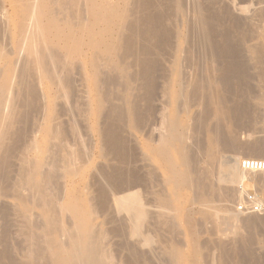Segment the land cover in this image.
Masks as SVG:
<instances>
[{
  "label": "bare ground",
  "instance_id": "1",
  "mask_svg": "<svg viewBox=\"0 0 264 264\" xmlns=\"http://www.w3.org/2000/svg\"><path fill=\"white\" fill-rule=\"evenodd\" d=\"M169 1L172 2V0H169ZM178 1H181V0H178ZM178 1H176V2L174 1L173 8L171 6V10L174 9L173 11H176V12H179L180 10H182L180 8L181 7L183 8V6L181 5V3H183V2L181 1V3L180 2L178 3ZM0 2H1V4H3L2 5L3 10L4 9L6 10V8L3 7V6H5V4H8L9 6L12 7V14H10L7 11L8 9L6 10V12L3 13V14H6L7 15V19H5L7 21V22L5 21L6 26L10 27L9 26V23H10V20L12 19V16L13 17L14 16H17V18H16L17 19V26H16V29L13 30V32L15 33V37L12 40L13 41V45H14V48L13 49L15 51V54L17 53L16 55L18 56L20 54V52H23V54L26 53V55H24L25 56L24 61L21 62L20 66L18 68V72H17V74H15L16 77H17V85H19V90H14V92L10 96H9L8 93H10L9 90L11 89V86L13 85V82H12L13 81V78L16 79V77L14 76V72H13V70H15L14 68H16L15 65H14V63L13 62L10 63L9 62L10 60L8 61V59H7V61L10 63V65L5 66V64H4L3 65L4 66L3 68L7 67V70L4 69V70H2L3 71L2 74L0 73L1 74L0 75V169H1V165L2 164H5L4 162L2 163V161L6 159L5 156H4V154H5L4 152H6V150H3L5 148V144L7 143L6 141L8 139H12V138L15 139V137H16V135H15V137H12L13 136V129H14L13 127H15L14 124L16 123V120H18L17 119V117H18L17 114H19L20 111L18 110L19 112L18 111L16 112L15 109H14L15 107L12 108V104L15 102V99H19V98H17V96H20V95L23 98L21 101L24 100L25 101V104L28 103V102L31 103V104L32 103H36L37 102V101H35L36 100L35 97H37V94L35 93V91H37V90H35L36 89L35 88L36 85H38V84L40 85V83H42L44 81H48L49 82V85L51 87L52 92H54L55 95H57V97L58 96L59 97L60 96H66L68 94V92L71 91V89H72V82H71V80H72V75L74 74V70H76L75 71L76 73L77 72L79 73V70L80 69L83 71V69L86 68V61H87V64L89 65L90 78L93 80V84L95 85L94 87L96 88V92H95L96 94L95 95H96V97L99 100V104L98 103L96 104V105H98L96 111L98 110L99 113L101 111V107L103 108V104L101 105L100 102H102L103 100L104 101H106V100L109 101L110 100V97L112 98V96H113V92H112L113 90L111 91L112 87L110 86V84L111 85H114L119 80V79L118 80L115 79L116 76L114 74H112V73L108 74L110 71L111 72L117 71L119 73V74H117V75H119V76H117V78H119V77L125 78V77L128 76V72H129L128 69L129 68L131 69V67H133V65H134L133 62H135V60H137L136 62L138 63V66H139L138 69H139V71H136V72H138V74L136 76H138L139 78H141V80H144L146 82V85L149 87V89H151V88L153 89V86H155V81L156 80H154V78H156L155 77V72L157 74V71L156 70H158V69H156L157 68L156 66H158V64L156 65V62L154 60H152V58L151 59L150 58H147L146 59V58H142L141 57L142 58L141 59L140 57H138L139 54L140 55H142L144 53H146L147 55L150 54L149 53L150 52L149 51L150 48L149 49L146 48L144 43H143L144 45H142L141 46L142 48H140V49H139L140 46L137 45V48L141 52H143L141 54L140 52L134 50V43H133L132 40L133 39H137L136 37H140V39H142V41H147L146 42L147 44H148V41L149 40L156 41L157 42L156 45L159 44V43L161 44V42H160L161 41V37H163L162 35H164V33L166 34V31H167V30H164V26H163L164 24H162V21H161V18L163 19L166 16V15H164L163 10L161 8H159L160 9L159 11H155L153 9L154 12H151L150 11V13H148V9H147V11H146L147 13H141V16L140 17H138L139 14H140L138 10H139V7L141 9V7H143V6H145V7L146 6H150L151 7L153 5V3L155 5V7L158 6V5H159L158 7H160L161 4L163 5V0L162 1L159 0V2H162V3H159L158 2L159 4L157 3V0H0ZM188 3H189V1H188ZM1 4H0V6H1ZM192 4H193V2H192ZM196 4H197V2H196ZM162 5H161V7L165 9V6L163 7ZM169 5H170V3H169ZM158 7H157V10H158ZM187 7H188V5H187ZM196 7H198V6L195 5V8ZM209 7H212V6H209ZM161 10H162V12H160ZM209 10H210V8H209ZM136 11L139 13L138 16H137L138 22H139V24H137V25H139L138 28H137V25H136L137 18L134 17L135 13H137ZM206 12H207L206 9L204 11H202V12H201V10L196 11L195 23H196L197 26L196 25L195 26H196L197 29L195 28V26H193V29L195 28V30H196L194 32V33H196L195 36L197 35V33H199V35L201 36V40L204 39L207 42V43L204 42V43H206V45L208 44L207 47H209L207 49L208 50L207 53L209 52V49H210L211 50V53L213 54V57L212 58L215 60V62L218 63V61H219L221 63L219 65L220 67L218 66L219 67V69H218L219 71L216 72V73H219V76L217 78L221 82V88H220V90H217L218 89V87H217V89L215 90V92L213 90V92H212L213 94L212 95L208 94L205 97L202 96L204 99L202 97H200L199 95L198 96L200 98H202V99H200L197 96V94H199L198 92H199V89L201 87L206 88L207 89V92L209 91L208 89H210V91H209V93H210L212 91L213 85L215 87L217 86V85H215V84H217L216 81L214 82L213 85H211L212 82L216 78L214 79L210 73L209 74L207 73L208 71L209 72H213V70L216 71L215 68L217 66H215V68H214L212 65H209L208 71L206 72L209 76H207L206 78H202V77H205V76L204 75L202 76V74H200L201 77H199V78H202L201 79L202 82L204 81L205 83L204 82L202 83L201 80L198 78L197 81L198 80L199 81L198 82H195L192 85L193 86L192 89H190L191 90V94H192V96H191L192 97L191 98L192 100L191 101H194L196 103V106L201 104V107L203 108L200 111L201 113L200 112L197 113V111H196V113H197L196 115L194 114L195 112L193 113L195 116H194V120H192V122L194 121L192 127H190L191 124H189L188 121H186V119L184 121H182L179 118V116H178V113H180L182 110L185 111L186 113L188 112V110H189L188 107L190 106V103H188L187 100H183V99H181L182 100V103H181L180 100L178 101V100L175 99L176 101L179 102L178 105H177L178 102L176 103L177 108H178L176 110V114H175V116H171V115L165 114L164 117L162 115V118H163L162 123L164 124V127H163L164 128V131H162V135H159L160 138L158 140V143H157L156 148L153 147V146L152 147L154 149H156L157 154H158L157 156L160 157L159 159H161V161H162V163H163V165H164V167H165V169H166V171L168 173V175L166 177H164V180H163L164 183L165 182L166 183H172L175 189H177V188H187L190 191H192L194 193V195H193L192 198L190 196V198L192 199V200H190L191 203L192 204L193 203L199 204L200 206L199 205L198 206L202 209V210L201 209L200 210L201 211L205 210V211L202 212L203 216H205L206 218H208V220L211 219L214 222V225L215 224L216 225L217 224L219 225L220 223L222 225V222L224 223V221L227 220V218L226 219H223V220H220L219 218H221V217H218L217 216V214H216L217 212H212L211 213L210 211H207L208 209H206V208H208L207 207L208 206L207 204L209 203L211 197H215L217 195L219 196L222 193L221 189H223V188H221L220 186H218L219 184L217 185L215 183H217L218 181H219L218 183H220V182L222 183L223 182V183H228V184H230L231 182L232 183H235V182L240 183L241 180L243 181V178H242L243 177V172L246 171V170H243L242 168H239L240 166L238 167L239 164H237L238 161H236V160L233 161V162L230 160L231 163L228 160H224V159H226V157H223L222 158V155L220 157V153H221L220 151H223L224 149H225V151L227 149H232V147L235 146V145L238 147V146H240L242 144L243 145L246 144V147L250 151V153H248L249 155L254 156V157H256V156L257 157L258 156L259 157L260 156L262 157V155H264V144H260L259 141H258L259 144L257 142H254V143H257V144H254L253 142H250V143L249 142L248 143H240L239 142L240 140L238 141V140H236L233 137L231 138L228 135L227 131L225 130V128L229 124H231V123L234 124V125L236 123H238V124L241 125V121L243 120L242 117L245 116V115L248 116L249 113H250L249 110H248V108L245 107L243 105V103L241 104V103H238L237 102L238 105H235L237 103H235L236 101L235 102L233 101V100H235V98H234L232 101L229 100L231 103L232 102H234V103H232V104L230 103L229 104L228 99L224 96V94H222V92H225V91H228L229 92V91H231L233 89V83L236 82V81H234V79H236L235 78L236 75L237 76L239 75V79L238 80H239L240 84H241V79L243 81V78H245L244 77L245 75L243 74L244 73V70H242V66H241L243 62L241 63L236 58V56H235V50L233 48L234 46H231L230 45L231 43H229L230 41H229L228 35L226 33H223L224 34L223 37H222L223 39L221 38L222 41L217 42L216 40H213L212 37L216 36L214 34H216V32H217V29L215 28L217 21L215 23V19H216V16L218 15L219 12L217 14L215 13L216 11H213V12L210 11V12H207V13ZM0 13L2 14V11ZM162 13H163L164 16L162 15ZM182 13H184V9H183V12ZM261 13H262V11H261ZM226 14H228V13H226ZM259 14L260 13H258L257 15H259ZM185 15H184V18H185ZM177 16H179V15L177 14ZM130 17L132 18V20L134 18L135 19H134L133 22H130V21H132V20H130L129 21V24H128L127 20L128 19H131ZM179 17H177V18H179ZM163 23H165V22H163ZM236 23H237V21H236ZM170 24H171V22H170ZM189 25L191 26V24H189ZM6 26L4 28L3 25L2 26L0 25V33H2L3 35L10 32L9 28H6ZM165 29H167V28H165ZM254 29H256V28H254ZM6 30H9V32L7 31V33H6ZM127 30H129V32H132L133 34H135L137 32V34L139 36L134 37L135 36L134 35V36H132V38L133 37L134 38L132 40H130L131 39V36L130 37L128 36L129 37V39H128V37H126L125 34H124V32L127 31ZM223 32H224V30H223ZM245 32H243V34ZM249 32H251V31H249ZM14 33H13V35H14ZM132 33L130 35H132ZM194 33L191 32V34H194ZM178 34L180 35V33H178ZM254 34H256V33H254ZM257 34L258 35L260 34L259 36L261 38V41L259 40L260 43L258 44V46L256 44H255V46L254 45L253 46H250L251 48H249V50H251V51H249V52L252 53V58H253V56L255 58V59H253V61L254 60H257V61H255V63L258 62L256 64V66L260 67L259 75L261 76V78H262L261 81L263 82L264 81V31H263V33H257ZM244 35H246V33ZM246 36H248V35H246ZM192 37H194V35ZM170 38H172V36ZM194 38H196V37H194ZM9 39H10V37H9ZM1 40H3V39H1ZM186 40L188 41V39H186ZM9 42H11V41H9ZM139 42H141V41L139 40ZM199 42H202V41H199ZM253 42H254V40H253ZM162 43H163V40H162ZM164 44H165V42H164ZM241 44H242V42H241ZM162 45L161 46L157 45V46H159L158 50H160L161 47H163ZM172 46H173V44H172ZM177 46H176V48L174 50L175 52H176V49L178 48ZM200 47H201V45H200ZM137 48H135V49H137ZM153 48H154V46H153ZM165 48L167 50V47H165ZM172 48H174V47H172ZM187 48L188 47H186V50H188ZM170 50H172V49H170ZM184 50H185V48H184ZM10 51H11V49H10ZM10 51H8V49H7L6 46L5 47L2 46L1 45V42H0V63H1V59L3 58V56H5V54L6 53H9ZM12 52H13V50H12ZM137 52L139 54H137ZM166 52L168 53V51H166ZM249 52H248V54H249ZM163 53H165V51ZM167 53H165V54H167ZM251 53L249 55H251ZM191 54L193 55L192 52H191ZM171 55L172 54H169L170 59H172V60L174 58L175 59H174V61L172 63L173 65H171L173 67L170 66L171 67V70H170V67H168L169 68L168 70L170 71V76H171V79L169 77L170 82H169V79H167L168 77L166 78L168 81L167 80L166 81L169 83L168 85L171 86V84H173V78L174 77L176 78V82H178L177 85L180 86V87H178V86L177 87L180 88V89H178V91L175 92V96L174 97H176V98L178 97L177 99H179V97H181V98L182 97H185V94L186 93L184 92V86L188 83V81H186L187 83L184 85L183 84V81H184L183 78L184 77H182L185 74H187L186 73L187 70L184 69L185 72H182V73H185V74H183V75L181 73V70L184 68L185 65L187 66V64H188L189 61L190 62H194L193 59L196 56L193 59L190 60L189 58H187V55H188V57L190 56V52L187 53V55L185 54L186 57L183 54L184 57H182L180 59L187 58L185 60H188L189 59V61L187 62V64H186V62L185 63L183 62L185 65L180 68L178 66V63H177V60L179 59L178 58V55L177 54H174V57L172 56L173 58L171 57ZM196 55L199 58L200 55H198V54H196ZM131 56L132 57H135L136 59L133 58V61H131V62L126 61V58L127 57L129 58ZM208 56H209V54H208ZM156 57H154L153 59H156ZM208 58L210 59V57H208ZM208 58H207V60H208ZM4 60H3V63L6 61V60L5 61ZM196 60L197 61H195V63L198 62V59H196ZM249 60H251V59H249ZM183 61H184V59H183ZM157 63H159V61H157ZM183 63H181V64H183ZM186 66H185L186 69H189L190 68V65L189 64H188L187 67ZM200 66H199V64L197 65V67H200ZM191 67L192 68L195 67L193 70L196 71L197 68L194 65V63H193V65ZM105 69H108L107 72L108 71L109 72L106 73ZM244 69H245V67H244ZM193 70L191 69L190 71L193 72ZM200 70L203 71L202 68ZM169 71H166L167 72L166 74L168 76H169ZM190 71H189V73H190ZM112 75H114V76H112ZM214 77H215V75H214ZM84 78L88 79L89 77H85L84 76ZM84 78H82V79L85 80ZM131 79H132V77H131ZM134 79L135 78H133L132 80H134ZM136 79H137V77H136ZM189 79H191V78H189ZM203 79H206L207 81L206 80H203ZM115 80H116V82L113 83V81H115ZM125 80H123V82ZM239 82H238V84H239ZM22 83H24L23 84L24 86L22 85ZM234 84H236V83H234ZM126 85L128 86V84H126ZM144 85H145V83H144ZM83 86H84V84H83ZM118 86H119V84H118ZM36 87H38V86H36ZM109 87H111V88H109ZM116 87H114V88H115V90L118 91V89H116ZM120 87H122V86H120ZM145 87H144V89L147 90L148 88L146 89ZM215 87H213V88H215ZM109 89H110V91H109ZM166 89H164V92H165ZM82 90H84V89H82ZM130 90H131V88H130ZM201 90H202V88H201ZM27 91L28 92L30 91V92H29V94L25 95L26 93H28ZM79 91H81V90H79ZM79 91H78V93H79ZM124 91L122 93H124ZM153 91H154V89H153ZM153 91L151 90V92H153ZM125 92H127V91H125ZM151 92H149L147 90L145 94L147 96H149L148 94L151 93ZM232 92H233V90H232ZM69 93H71V92H69ZM86 93H88V89H87V92ZM166 93H167V95H170L169 93H171V91L168 89ZM35 94H36V96H35ZM71 94H73V92ZM118 94L120 95V93H118ZM126 94L123 95V96L126 97ZM135 95H137V94H135ZM135 95H134V97H135ZM87 96L88 97H86V98H89V95H87ZM147 96H145V98ZM230 96H231V94H230ZM244 96H246L245 93H244ZM115 98H117L116 97V94H115ZM171 98H172V96L170 97V99ZM259 98L255 99V100L258 101ZM149 99H148V101H150ZM243 99H241V101ZM43 100H44V98H43ZM89 100L90 99H88L87 101L89 102ZM159 100H160V98H159ZM19 101H20V99H19ZM76 102H78V101H76ZM76 102H75V104H76ZM90 102H91V100H90ZM96 102H98V101L96 100ZM260 102H262V105H263L262 108H264V95L261 96V101ZM29 103H28V105H29ZM79 103H77V104H79ZM83 103H84V107H85L86 106V103L85 102H82V104ZM125 103H127V100H126ZM133 103H135V102L133 101ZM22 104H23V102H22ZM73 104L74 103L72 102L71 103V106ZM82 104H80V106L77 105V106H79L78 108H81V105ZM104 104H106V103H104ZM135 104H138V103H135ZM248 104H249V102H248ZM87 105L89 106V104H87ZM110 105H112V104H110ZM116 105H118V104H116ZM116 105H115V107H116ZM120 105H122V104H120ZM120 105H119V107H121ZM134 105L133 106L130 105V106H132V108H133ZM44 106H46V105H44ZM71 106H69L70 108L69 107H67V108H69L68 110L72 113ZM6 107H7V109H6ZM18 107H20V106H18ZM36 107H38V105ZM36 107H35V109H36ZM111 107H113V108H111ZM119 107H116V108L119 109ZM254 107H253V109H254ZM110 108L112 110H114L113 112L116 114V115L114 114L115 116H118L119 117V116H123L122 114L125 115L124 112L121 114V112H119V110L117 111L116 108H115L116 109V111H115L114 105L113 106H110ZM110 108L108 110L111 112L112 110H110ZM245 108H246V111H245ZM255 108H257V107H255ZM82 109H83V107H82ZM90 109L88 108V110H85V111L92 112V110L90 111ZM128 110H130V109H128ZM132 110L135 111V109H132ZM137 110H139V109H137ZM75 111L73 109V112L74 113H75ZM125 111H127V110H125ZM43 112H45L44 114H46V111L45 110H43ZM77 112H80V111H76V115H77ZM113 112H111V115H109L110 118H111V116L113 117V114H112ZM127 112L129 113L130 111H127ZM202 112L205 115L204 114L202 115ZM102 113H103V111L101 112V114ZM134 113H137L138 114V112H133L132 115H134ZM164 113L165 112H163V114ZM243 113L245 115L242 116ZM22 114H24V113H22ZM78 114H81V112L78 113ZM90 114L88 113V115H90ZM103 114H105V113H103ZM263 114H264V111H263ZM82 115H84V114H82ZM126 115L123 116V117H126ZM86 116H84V117H86ZM106 116H108V115H106ZM114 117H113V119H114ZM263 117H264V115H263ZM241 118H242V120H241ZM64 119H66V118L64 117ZM117 119H120V118H117ZM189 119L190 118H188V120ZM253 119H255V118L253 117ZM261 119L263 120L262 117H261ZM114 120H115V122L117 121L116 119H114ZM121 120H125V119L122 118ZM262 120H261V122H262ZM19 121H20V119H19ZM42 121H44V120H42ZM189 121H191V120H189ZM136 123L137 122L135 121L134 126L136 125ZM242 123H243V121H242ZM112 124L113 123H111V124H109V123L107 124L106 123L105 125H107V126L104 125V127L102 126V128L100 129V133L101 134L100 133L99 134H100V136H102V142H103L102 144H104L105 149H107L106 151L108 153L111 152V153H113V155H117L116 157H120L119 160H121V159L124 160L125 159V158L123 159V157H124L123 156L124 150L122 148L124 145H122L123 142H120V137L117 135V133H119L118 132L119 131L118 128H121V127H117L116 126L117 127L116 128L115 125L113 126ZM71 125H72V123H71ZM257 125H258V123H257ZM237 126H236V128H237ZM60 128H62V127H60ZM60 128H58L57 125L56 126H52L50 128L47 126L45 128V130L47 129L46 130V134L48 135V139L47 140H49L48 143H50V145L48 147V150H46V151H48L50 153L48 155L46 154V157L43 156V158L45 157L43 163L40 162V160L38 159V155H36V156L34 155V157L31 158L30 160L27 157L28 160H29V166H26L25 167L22 164L23 166L20 169V173H19V176H18V180L17 181H14L13 182L14 184L12 183L11 187H10V184L11 183H9V186H8L7 185L8 183H6V185H5L4 184L5 182L1 180V179H3V178H1V175H2L1 172H3V171L0 170V174H1L0 175V197L1 196H11V197H13L18 202V205H19V207L16 205L18 208L15 209L14 211L16 212V217L17 218L18 217L21 218V222H20V220L18 221V223H19L18 227L20 226L19 229H18L19 230V235L18 236L21 235L22 241L25 244V246L23 248H21V249H24V250H22L20 252V255H21L20 258L21 259H20L19 264H108V261H106V259L108 257L107 256V254H108L107 252L108 251H106L102 247V245H101V243L104 242V241L102 242V239H103V236L104 235H103V232L101 233V231L95 230L93 224L90 222V221H93L94 220V217H95V216L93 217L92 214H94L96 212V210L98 211V207L100 208V210H103L102 208L105 207V203H106L105 201H104L105 203H103V200H106L107 201L108 200L107 198H110V197H108V193L110 195V193L113 192L112 193L113 195H112L111 199L113 200L115 206H117V209L118 210L125 211L127 213V216L126 217H128L127 219L129 221V224H130V233L133 234V236L137 235L138 238H139V236L143 235V231L141 232V230H142L141 228H144L145 227V226L142 227V225L144 223V220L147 221L146 220V217L148 216L147 214L149 213L148 212L149 209L147 211V208H146L147 206L144 205V203H142V200L144 198L141 200V196L139 197L140 194L138 195L137 192L130 191L129 190L130 188H132L131 186L133 185L132 183H127L128 182V179L127 180L125 179V178L128 177L127 175H129V174L126 175V171H125V172H122L121 175H118V174H120L119 172L124 171L125 169L124 170L123 169L122 170L121 169L120 170H117L116 167H115L116 169L115 168H112V170L110 171V173H112L113 171L115 172V174L112 173V175H114L115 177L112 176V175H110L109 172H108L109 174H107L106 173L107 170H103V169L100 170V171H103V172H101V175L103 173L102 176H104V181H105V187L103 186V187H100L99 188V191H100V199H102V202H100V204H98L97 202L93 203L94 201L92 200V198H90L89 199L90 202L88 204H89V207H90L91 210L81 208V206L79 207L76 204V201L77 200H74V199H73L74 201H71V199H70L65 206H60L61 204L58 205V202H60V200L62 198L58 194H57L58 196L56 194H54V193H57L56 191L54 192V190L57 189V187H58L57 186L58 180H60L61 178H63V176L65 175V173H74L75 171L77 172V169L79 168V167L77 168V165L71 159L73 153L70 152V151H67V149H65V147L67 145L65 143L66 141H64V137H63L65 134L63 135L64 132L62 133V130ZM72 128H74V127H72ZM40 129H39V131H40ZM116 129L118 131H116ZM230 129H232V127ZM232 130H231V132H232ZM72 131H74V129ZM263 131H264V129H263ZM14 132H15V130H14ZM200 132L203 135H205V136L207 135V137L208 136L209 137L208 138L206 137L207 139H205L203 142H201L202 144L199 143L200 145L198 144L199 141H195L194 142L192 140L191 143H188V139L190 141V138L191 137L194 136V138H195V135L199 136L198 133L200 134ZM228 132H229V130H228ZM17 133H18V131H17ZM19 133H21V132H19ZM19 133H18V136H19ZM75 133H77V132H75ZM75 133H74V135H75ZM81 135H82V133H81ZM65 137H67V136H65ZM75 137H78V136H75ZM200 137H201V134H200ZM200 137H198V138H200ZM75 140H77V139H75ZM233 140H236L235 141L236 144H235V142ZM263 140H264V138H263ZM79 141L77 140L76 144H78ZM237 141H238V143H240V145H237L238 144ZM31 143L32 144H29L28 145V148H27V151H29V152L32 150V148H38V146L36 147V145H35V143L33 141ZM79 143H81V142H79ZM12 144H14V143H12ZM76 144H74V145H76ZM196 144H198V145H196ZM82 145H84V144H82ZM85 146H88V145L85 144ZM26 147L27 146H25L24 148H26ZM46 147H47V145H46ZM169 147H170V149H169ZM233 148H235V147H233ZM8 150H10V149H8ZM8 150H7V152H8ZM38 150H40V149H38ZM51 150H52V152H51ZM172 150L175 153L178 154L179 161H177L176 159H174V157L172 155ZM24 151H22V152H23V155L25 156L26 154H24ZM106 151L102 152V154L106 155L105 154V153H107ZM244 151H245V149H244ZM35 152H36V150H35ZM78 152H80V151H78ZM83 152L85 153V151H83ZM127 152H128V150H127ZM127 152H126V154H127ZM60 153H63L62 156H61ZM80 153L78 155H75V156H77V158H79V157L82 158L83 155L80 156ZM84 153H81V154H84ZM88 153H87V155H89ZM108 153H107V155H108ZM10 154H11V152H10ZM6 155H8V154H6ZM58 155L60 157H57ZM125 156L127 157V155H125ZM202 156H203V158H205V162H206V163H203V165L206 164L207 167L205 168V165H204L203 166L204 168L200 169L201 171L200 170L197 171V169L196 170L194 169L195 167L193 168V165H191L190 162H192V161L194 162L196 160V158H198V157L201 158ZM87 157H88V159L90 158L89 156H87ZM221 158H222V160H220ZM22 159H26V158H22ZM232 160H234V159H232ZM23 162L24 163H27L28 161L23 160ZM128 162H129V160H128ZM214 163H218L216 165L217 166L216 168L218 169V167H219V170H218V173L216 174V176L214 175L215 177H214V180H213V174L215 173V172L212 173L213 166H214L213 169H216ZM44 165L45 166H48V167L45 168ZM116 171H118V173ZM154 171H156V170H154ZM151 172H153V171H151ZM216 172H217V170H216ZM252 172H256V171H252ZM5 173H7V172H5ZM245 173H246L245 175L248 176V174H247L248 172H245ZM257 173H258V171H257ZM77 174H78V172H77ZM123 174L125 176H127V177H125ZM159 175H160V173H159ZM5 176H6V174H5ZM38 176L41 177V178H38ZM133 178H136V177L133 176ZM133 178L131 177V179H133ZM94 180H95V177H94ZM104 181H103V183H104ZM133 181H134V183H136L135 181H137V180H132V181H129V182H133ZM214 181H216V182H214ZM106 183H107V185H106ZM138 183L139 182H137V184ZM99 185H100V183H99ZM106 186L108 188H111L110 190H112V191L111 192H108V189H107ZM133 186H135V185H133ZM59 187H60V185H59ZM59 187H58V190H59ZM136 187H137V185H136ZM63 190L61 189L58 192H62ZM126 190H129V192L127 191V193H126L125 192ZM153 191H154V189H153ZM142 194H144V193H142ZM161 194H164V193H161ZM232 194H233V192H232ZM167 195H166V197H167ZM159 196H160L159 200L161 201L160 202L161 203L160 205L162 207L165 208L167 205H169V202L170 201L168 202V200L170 198L167 199L163 195L162 196L159 195ZM156 200H154V201H156ZM212 202H213V200H212ZM210 203H211V201H210ZM157 205H158V203H157ZM167 207H169V206H167ZM192 207H193V205H192ZM211 207L212 208L214 207L213 204H212ZM211 207H209V208H211ZM36 208L37 209L39 208V209L42 210V212L40 210L41 214H39L38 212L36 213L34 211ZM210 210H213L214 211V209H210ZM218 210H219V208H218ZM218 210H215V211H218ZM168 211H169V209H168ZM159 213H160V211H159ZM220 213L221 212L218 211V214H220ZM38 214H39V216H38ZM164 215H165V213H164ZM63 216L67 220V221L65 220L66 221V224H64L61 221V220H63L62 219ZM149 216H148V218H149ZM166 216H165V219L168 220V221H166V223L168 224V222L170 223V221L168 219V217H170V216H168L167 218H166ZM38 217L40 219H38ZM232 217L233 216H231V219H230V217L228 219H230V220L235 219V218H232ZM235 217H236V215H235ZM20 218H18V219H20ZM161 218H162V216H161ZM165 219L163 218V221ZM235 220H233V221H235ZM233 221H232V223H233ZM250 221H249V223L251 224L252 222H250ZM105 222H106V220H105ZM160 222H162V221H160ZM204 222H205V220H204ZM127 223L128 222H126V224ZM225 223H224L225 225H228V221H225ZM243 223H245V222H243ZM160 225L163 226V222ZM171 225L172 224H170V226ZM230 225H232L231 222H230ZM233 225H236V224H233ZM162 226H161V228H162ZM173 226H174V224H173ZM235 227H237V226H235ZM166 228H167V226H166ZM175 228H174V230H176ZM218 229H216V230H218ZM171 230H172V228H171ZM236 231H237V229H236ZM149 232H151V231H149ZM192 233H193V231L191 232V235H193ZM147 235H150V234H147ZM143 236H141V237H143ZM6 239H5V241H6ZM140 239H142V238H140ZM192 239H193V237H192ZM143 240L146 242L147 240L149 241L151 239H150V237L149 238L148 237L146 238V236H145ZM21 244H23V243L21 242ZM222 244H221V246H222L223 249L222 248L221 249L224 251L226 249V246H224ZM198 245H199L198 242L195 243V240L193 239V241H192V247H193V251H192V258H193L192 264H202L201 263V260H202L201 258H203L202 257V254L203 253L201 254V252H203V251H200L201 250V249H199L200 248V245L199 246ZM129 247H130V245H129ZM178 248H180V247H178ZM178 248L176 246H173V248L170 249V256L171 257L170 256L169 257L172 260H174V262L177 259L179 260V257L181 256L180 250ZM225 251H227V250H225ZM6 252L7 251H5V253H3L2 251H0V264H6V262L4 261V259L5 260L8 259L7 260L8 261L7 264H9V261H11L13 259L9 255H7L8 252L7 253ZM167 254H168V252H167ZM232 259H234V258H232ZM3 261H4V263H3ZM11 262H10V264H11ZM14 262H15V260H14ZM176 264H178V263H176Z\"/></svg>",
  "mask_w": 264,
  "mask_h": 264
},
{
  "label": "rangeland",
  "instance_id": "2",
  "mask_svg": "<svg viewBox=\"0 0 264 264\" xmlns=\"http://www.w3.org/2000/svg\"><path fill=\"white\" fill-rule=\"evenodd\" d=\"M164 1L165 0H163V5L162 4L161 5L163 7L165 6V9L162 8L161 5H160V7H158L159 5L155 7V5L153 3V5L151 7L150 6H146L147 7L146 8L145 6H143V7H141V9L139 7L138 11H139L140 14L136 11L137 13H135V15H134V17L137 18L138 14H139L138 17H140L141 13H147L146 12L147 9H148V13H150V11L154 12V10L155 11H159L160 10L159 8H161L163 10V13H164V15H166L165 16L166 18L165 17L163 19L161 18V21H162V24H164L163 25L164 26V30H167V31H166V34L164 33L165 36L162 35L163 37H161V41H160L161 44L159 42H158L159 44H157L159 46H161L163 44L162 45L163 47H161L160 50H158L159 46L156 45V43H157L156 41L149 40L148 44H147L146 43L147 41H142V39H140V37H136V36H139L136 31H135L136 33L134 32L135 34H133L132 32H129V30H127L128 32L127 31L124 32L126 37H128V36L130 37L131 36L130 40H132L134 37L137 38V39H133L132 40L133 43H134V50L135 51H138V52H140L142 54L143 52H141L139 49L142 48L141 46L144 45V44H145L146 48H148V49L150 48L151 49V50L149 49V51H150L149 53L150 54H148V55L146 53H144V54H142L143 55L142 56L138 52H137V54H139L138 57H140V58L141 57L142 58H146V59L147 58H150V59L152 58V60H154L156 62V65L158 64V66H159V67L156 66L157 67L156 69H158V70H156L157 74L155 72V77L156 78H154V80H156V81H155V86H153L154 91H153L152 88L149 89V87L146 85V82L144 80H141V78L136 76L138 74V72H136V71H139V69H138L139 66H138V63L136 62L137 60H135V62L137 64L135 62H133V64H134L133 67H131V69L130 68L128 69V71H129L128 72V76L125 77V78H123V77L117 78V76H119V75H117V74H119L117 71H115L116 73L114 71L113 72H111V71L109 72L108 71L109 72L108 73L107 72L108 69H105L106 73L114 74L116 76L115 79H117V80L119 79V80L114 85L110 84V86L112 87L111 91L113 90L112 91L113 92V96H112V98L110 97L109 101L108 100H106V101L103 100L104 102L103 101L100 102L101 105L103 104V108L101 107V111L99 113L98 110L96 111L97 106H98L96 104L97 103L99 104V100H98V98L95 95L96 94L95 93L96 92V88L94 87L95 85L93 84V80L90 78L89 65L87 64V61H86V68L83 69V71L80 69L79 73L78 72L76 73L75 72L76 70H74V74L72 75V80H71L72 89L69 92H71V93L73 92V94L68 92V94L66 96H60V97L58 96L57 97V95H55V93L52 92L51 87L49 85V82L48 81H44V82L40 83V85L39 84L36 85L38 87L35 86V88H36L35 90H37V91H35V93L37 94V97H35L36 98L35 101H37L36 103H32L31 104V103L28 102L29 105H28V103L25 104L24 100L21 101L23 99L21 97V95L17 96V98H19L21 102L19 101V99H15V102L12 104V108L15 107L14 108L15 111L17 112L19 110L20 112L18 111L19 114H17V116H18L17 119L18 120H16V123L14 124L15 127H13L14 129H13V136L12 137H15V135L17 137L18 133L19 132H21V133H19V136L17 138L15 137V139H13L11 137L12 139H8L6 141L7 143L5 144V148L3 150H6V152H7L8 149H10V150H8L7 153L4 152L5 153L4 154L5 158L6 159L8 158V159L7 160L5 159V160L2 161V163L4 162L5 164L1 165V169L0 170L3 171V172H1L2 175L0 174L1 178H3L1 180L5 182V183L3 182L5 185H6V183H8L7 184L8 186H9V183H11L10 184V187H11L12 183L14 181L18 180V176H19L21 167L23 165L25 167L29 166V160L31 158H33L34 155L35 156L38 155V159L40 160V162L43 163L44 158L46 157V154L48 155L50 153V152L46 151V150H48V147H49L50 143H48L49 142V140H47L48 139V135L46 134V130L47 129L45 130V128L47 126L50 128L52 126H56L57 125L58 128L62 127L60 129L62 130V133L64 132L63 135L65 134L63 136L64 137V141H66L65 143L67 144L65 149H67V151H70V152L73 153L71 159L75 162V164L77 165V168L79 167L78 168L79 170L77 169L78 174H77L76 171H75L76 173L75 172L74 173H65L63 178L58 180L57 186L59 187V185H60L59 190H58V187H57V189L54 190V192L55 191L57 192V193H54V194H56V195L58 194L59 196L62 197L60 202H58V205L61 204L60 206H65L67 204V202L71 199V201L77 200L76 204L79 207L81 206V208L91 210L90 207H89V204H88L90 202L89 201L90 198H92V200L94 201L93 203L97 202L98 204H100V202H102V199H100L99 188L103 187V186L105 187V181H104V176H102L103 173L101 175V172H103V171H100V170H102V169L103 170H107L106 173L109 174L110 171L112 170V168L116 167L117 170H120V169L124 170L125 169L124 171L119 172L120 174H118V175H121V173L125 172V171H126V175L129 174V175H127L128 177L124 175L125 173L123 174L125 177H127V178H125V177L124 178L126 180L128 179L127 183H132L133 185H135V186L132 185L131 186L132 188H130L129 190L137 192L138 195L140 194L139 197L141 196V200L144 198L142 200V203H144V205L147 206V207L145 206L147 208V211L149 209V211H148L149 213L147 215L148 216L150 215V216H149V218H148V216L146 217L147 221L144 220V223L142 225V227H144V226L145 227L141 228L142 229L141 232L143 231V235L144 236L141 235L143 237L139 236V238H138L137 235L133 236V234L130 233V224H129V221L127 219L128 217H126L127 213L125 211H120V210L117 209V206H115L113 200L111 199V197L113 195L112 194L113 192H111L112 191V190H110L111 188H108L106 186L107 189H108V192H111L110 193L111 196L108 193V197H110V198H107L108 199L107 201L103 200V203L106 202L105 203V207L102 208L103 210H100V208L98 207V211L96 210V212L94 214H92L93 217L95 216L94 220L90 221V222L93 224L95 230L101 231V233L103 232V235L105 236V237L103 236L102 242L103 241L104 242L101 243V245L106 251H108L107 252L108 253L107 254V256H108L107 259L108 260L106 259V261H108V264H131V263L132 264H171V263L172 264L173 263L174 264H176V263H178V264H192V260H193V258H192V251H193L192 241H193V239L195 240V243L198 242V244L200 245V248L198 247L199 249H201L200 251H203V252H201V254L203 253L202 254L203 258H201L202 259L201 260L202 264H205V263L206 264H264V183H263L264 182V171H261V172L257 173V171L256 172H252V171H247L246 170V171L243 172V177H242L243 181L241 180L240 183H238V182L232 183L231 182L230 184H228V183H223L222 182L223 183L222 184L220 182L221 183L220 184V183H218L219 181L217 180L218 182L215 183V184H217V185L219 184L218 186L223 188V189H221L222 193L219 196L218 195L215 196L217 199L215 197H211V199H210L211 203L209 201V203L207 204L208 208H206V209H208L207 211H210L211 213L212 212H217L216 213L217 216L221 217V218H219L220 220H223V219L227 218V220H225V221H228V225H225L227 223V222L225 223V221H224L225 224L222 222V225H221V223L219 225L218 224L214 225V222L211 219H209L210 220L209 221L208 218L203 216L202 212L205 211V210L201 211L202 209L199 207L200 206L199 204H197V203H193L192 204L191 203L190 200H192L191 198L194 195V193L192 191H190L187 188H177V189H175L172 183H166V182L164 183V181H163L164 177H166L168 175V173H167V171H166L161 159H159L160 157L157 156L158 154H157L156 149L153 148V147L156 148L158 140L160 138L159 135H162V131H164V128H163L164 124L162 123V120H163L162 115H163V117L165 116V114H168V115H171V116H175L176 110L178 109L177 108V105L179 104L178 101L180 100V102L182 103L181 99L187 100L188 103H190L191 107L188 105L190 107V108L188 107V109H189L188 112L186 113L185 111L182 110L180 113H178V116H179V118L182 121H184L186 119V121H188V123L191 124L190 127H192L193 122H194V121L192 122V120H194V116L198 112H200L201 109H203L201 107V104L196 106V103L194 101H191L192 100L191 99L192 98L191 97L192 94H191V90H190L193 87L192 85L195 82L199 81V80L197 81V79L199 77H201L200 74H202V76L203 75L205 76V77H202V78H206L207 76H209L208 74L210 73L214 79L215 78L217 79V80L215 79L212 82L211 85H213L214 82L216 81L217 84H215V85H217V86L215 87L213 85V87H215V88L212 87V91L210 93H209L210 89H208L209 91L207 92L206 88L201 87L202 90H201V88L199 89V92H198L199 94H197V96L199 95L200 97H202V96L205 97L208 94L212 95L213 94L212 93L213 90L215 92L217 87H218L217 90H220V88H221V82L217 78L219 76V73H216L217 71H219L218 69H219V67H220L219 65L221 63L219 61H218V63L215 62V60L212 58L213 54L211 53L210 49H209V52L207 53V51H208L207 49L209 48V47H207L208 44L206 45L207 42L204 39L201 40V36L199 35V33H197L196 36H195L196 33H194L196 31L195 28L197 26L196 23H195L196 11L201 10V12H202L205 9H206L207 12L216 11L215 12L216 14L219 12L218 15H217L219 18L216 16V19H215V23L217 21V23H216L217 27L215 26V28L217 29V32L215 31L216 34H214V35H216V36L213 35L214 36V37H212L213 40H216L217 42L222 41V39H223L222 37L224 35L223 33H226L228 35V39L230 41L229 43H231L230 45L234 46L233 48L235 50L236 58L241 63L243 62L241 66H242V70H244L243 74L245 75L244 76L245 78H243L244 82L241 79V84H240V82L238 80L239 79V75L238 76L236 75V77H235L236 79H234V81H236L234 83H236V84L233 83V89H232L233 92H232V90L229 91V92L225 91V92H222V94H224V96L228 99V101L229 100L232 101L235 98V100H233L234 102L236 101L235 103H237V102L241 103V104L243 103V105L248 108L250 113H249L248 116L245 115L244 113L242 114V116L243 115H245V116L242 117L243 120L241 118V120L243 121V123L241 121V125L238 124V123H236L235 125L231 123L232 125L229 124L225 128V130L227 131L228 135L231 138L233 137V138H235L238 141L240 140L239 141L240 143H248V142L249 143L250 142L254 143V142H257L259 144V142H260V144H264V140H263V138H264V131H263V129H264V117H263L264 108H262L263 105H262V102H260L261 101V96L264 95V86H263L264 85V83H263L264 81L263 82L261 81L262 78L259 75L260 67L256 66V64L258 62L255 63V61H257V60L253 61V59H255V58H254V56L252 58V53L249 52V51H251V50H249V48H251L250 46H253V45L255 46V44L258 46V44L261 41V38L259 36L260 34L258 35L257 33H263V31H264V0H213V1L212 0H203V1L202 0H181L183 3H181V1H178V0H172V2L169 1V0H166L165 2ZM174 1L175 2L178 1V3L180 2L181 5L183 6V8L182 7L180 8L182 10H180L179 12L173 11L174 9L171 10V6L173 8ZM188 1H189V3H188ZM191 1L193 2V4H192ZM195 1L197 2V4H196ZM158 2H159V0H157V3ZM159 3H162V2H159ZM169 3H170V5H169ZM0 4H1V2H0ZM186 4L188 5V7H187ZM194 4L196 6H198V7H196L197 9L195 8ZM2 5L3 4H1V6H0V12L2 11V14L0 13L1 14L0 15V23H1L0 25L1 26L3 25L4 28H5V26H6V24H5L6 20L5 19H7V15L3 14V13L6 12V10L8 9L7 11L10 14H12V7L9 6L8 4H5V6H3V7L6 8V10L5 9L3 10ZM209 6H212V7H209ZM157 7H158V10H157ZM209 8H210V10H209ZM183 9H184V13H182ZM162 10L160 12H162ZM261 11H262V13H261ZM163 13H162V15H163ZM226 13H228V14H226ZM258 13H260V14L257 15ZM177 14L180 17L177 16ZM184 15H185L186 19L184 18ZM177 17H179V18H177ZM16 18H17V16H14V17L12 16V19L10 20V23H9L10 27L6 26V28H9V30H10V32H9V30H6V33H7V31L9 33L4 34V35L2 33H0V35L2 34L0 36L1 45L4 46V47L6 46L8 51H10V49H11V51L9 52L10 54L6 53L5 56H3V58L1 59L0 73L2 74V72H3L2 70H4V69L7 70V67L3 68L4 64H5V66H7V65H10V63L13 62L15 67H16V68H14L15 70H13L15 77H16L15 74H17V72H18V68H19L21 62H23L24 59H25L24 55H26V53L23 54V52H20V54L17 56L16 55L17 53L15 54V51L13 49L14 45H13V41L12 40L15 37V33L13 32V30H15L16 26H17V19ZM134 19L133 20H132V18L128 19L127 20L128 24H129L130 20H132L130 22H133ZM236 21H237V23H236ZM163 22H165V23H163ZM170 22H171V24H170ZM137 24H139L138 18H137L136 25ZM189 24H191V26ZM138 26L139 25H137V28H138ZM193 26H195L194 29H193ZM165 28H167V29H165ZM254 28H256V29H254ZM223 30H224V32H223ZM241 30L243 32L246 31L245 33L248 36L244 35L245 33L243 34V32ZM249 31H251V32H249ZM191 32L194 33V34H191ZM13 33H14V35H13ZM131 33H132V35H130ZM178 33H180V35ZM254 33H256V34H254ZM191 35L192 36L194 35V37H196V38L192 37ZM132 36H134V37L132 38ZM171 36H172V38H170ZM9 37H10V39H9ZM129 37H128V39H129ZM1 39H3V40H1ZM186 39H188V41ZM139 40L141 42H139ZM162 40H163V43H162ZM253 40H254L255 43L253 42ZM9 41H11V42H9ZM199 41H202V42H199ZM164 42H165V44H164ZM204 42H206V43H204ZM241 42H242V44H241ZM2 43L3 44L5 43V44L3 45ZM172 44H173V46H172ZM137 45L140 46L139 49L137 48ZM175 45L176 46L178 45L177 47L179 48V49L178 48L176 49V52L174 51L175 48H176ZM200 45H201V47H200ZM153 46H154V48H153ZM165 47H167V50H166ZM172 47H174V48H172ZM186 47H188L187 48L188 50H186ZM135 48H137V49H135ZM169 48L172 49V50H170ZM184 48H185V50H184ZM12 50H13V52H12ZM164 51H165V53H167L166 51H168L169 54H172L171 57L172 56L174 57V54L178 55L179 59L177 60V63H178V66L180 68L185 65L184 64L185 62L187 64L189 59L191 60L195 56L197 57V58L196 57L194 58L195 60L193 59L194 62H190V61H189L190 63L188 62V64L190 65V68L192 70L195 68V67H193V68L191 67L193 65V63H194V65L197 68L196 71H194V70H193V72L190 71L191 69L189 67H188L189 69H186L185 68L186 65L182 69L183 71L181 70V73L185 72V70H187L186 71L187 74L182 73V75L183 74H185V75L184 76L181 75L182 77H184L183 78V80H184L183 84L184 85L187 83L186 81H188V83L184 86V92L186 93V94L184 93L185 97H182V98L179 97V99H177L178 97L177 98L174 97L175 96V92L178 91V89H180V88H178L180 86L177 85L178 82H176V78L175 77L173 78V84H171V86L168 85L169 83L167 82L168 81L167 79H169V77L171 79L170 71L168 70L169 69L168 67L173 65L172 63H173L175 58L173 60L170 59L169 54L167 53L168 54L167 55V54L163 53ZM188 51L190 52V56L191 57L190 56L188 57V55H189V54L187 55V53H189ZM191 52L193 53V55L191 54ZM248 52H249V54L251 53V55H249ZM183 54H184V56L186 54L187 58H189V59L185 60L187 58H183L184 61H183V59H180V58L184 57ZM196 54L200 55L199 58H198V56ZM208 54H209V56H208ZM131 57H129L130 59L127 57L126 61L131 62V61H133V58L136 59L135 57H132V58ZM154 57H156V59H153ZM208 57H210V59ZM207 58H208V60H207ZM248 58L251 59V60H249ZM7 59H8V61L10 60L9 61L10 63L7 61ZM196 59H198V62L195 63V61H197ZM3 60L6 63L5 62L3 63ZM157 61H159V63H157ZM181 63H183V64H181ZM197 63L199 64V66L201 65L202 67L201 66L197 67V65H198ZM188 64H187V66H188ZM209 65H212L214 68H215V66H217L215 68L216 71L213 70V72H209L208 71ZM171 67H173V66H171ZM171 67H170V70H171ZM244 67H245V69H244ZM201 68H202L203 71L200 70ZM166 71H169V76L166 74L167 73ZM189 71H190V73H189ZM213 74L215 75V77H214ZM83 75L85 77H89V78L86 79V78H84ZM114 75H112V76H114ZM131 77H132V79L135 78L134 79L135 81L132 80ZM136 77H137V79H136ZM82 78H84L85 80H83ZM189 78H191V79H189ZM202 78H199V79L201 80ZM170 79H169V82H170ZM123 80H125L124 81L125 83L123 82ZM203 80H206V79H203ZM12 82H13V85L11 84L12 86H11V89L9 90L10 93H8L9 96L14 92V90H19V85H17V77H16V79L13 78ZM115 82H116V80L113 81V83H115ZM201 82H202V80H201ZM238 82H239V84H238ZM24 83H22V85ZM144 83H145V85H144ZM83 84H84V86H83ZM118 84H119V86H118ZM126 84H128V86ZM120 86H122L123 88L120 87ZM111 87H109V88H111ZM114 87H116V89H118V91L115 90ZM144 87L146 89L148 88L147 90L149 92H151V90L153 92L149 93L148 94L149 96H147L145 94L147 90H145ZM86 88L88 89V93H86L87 92ZM130 88H131V90H130ZM82 89H84V90H82ZM164 89H166L165 92H164ZM168 89L171 91V93H169L170 95H167V93H166ZM79 90H81V91H79ZM124 90L127 91V92H125ZM78 91H79V93H78ZM109 91H110V89H109ZM123 91H124L125 94L127 93L126 94V97L128 96L127 98L125 96H123V95H125L124 93H122ZM29 92L26 93L25 95L29 94ZM118 93H120V95ZM244 93H245L246 96H244ZM36 94H35V96H36ZM115 94H116L117 98H115ZM135 94H137V95H135ZM230 94H231V96H230ZM87 95H89V98H86V97H88ZM134 95H135V97H134ZM145 96H147L148 98L147 97L145 98ZM171 96H172V98L170 99ZM256 97L257 98L260 97L258 101L255 100V99H257ZM43 98H44V100H43ZM159 98H160V100H159ZM202 98H200V99H202ZM88 99L91 100V102L89 100V102L91 104L87 101ZM148 99L150 101H148ZM175 99L178 100V101H176ZM241 99H243V100L241 101ZM73 100L75 102L78 101V102H76V104L80 102L79 104H77L79 106H80V104H82V102H85L86 106H87V107L86 106L85 107L87 109L84 107V103L82 104L83 106L81 105V108H78L79 106H77ZM96 100L98 102H96ZM126 100H127V103H125ZM133 101L135 103H138V104L133 103ZM230 101H229V104L231 103ZM22 102H23V104H22ZM72 102L74 104L71 106ZM234 102H232V103H234ZM248 102H249V104H248ZM104 103H106V104H104ZM176 103H177V105H176ZM238 103L235 104V105H238ZM87 104H89V106L90 105L91 106L89 107ZM110 104H112V105H110ZM116 104H118V105H116ZM120 104H122V105H120ZM37 105H38V107H36ZM44 105H46V106H44ZM113 105H114V109L116 107H119V105L121 106V107H119V109L116 108L117 111L119 110V112H121V114L124 112L125 115H126L128 113L127 111H130L131 113L129 112L130 114L128 113L126 115V117H123V116H125L124 114H122L123 116H119V117L115 116L116 114L113 112L114 110L111 109L113 107L110 108V106H113ZM115 105H116V107H115ZM130 105H132V106L134 105V107L132 108V106H130ZM18 106H20V107H18ZM69 106H71V110H72L73 114L68 110L70 108ZM254 106L257 107V108H255ZM35 107H36L37 110L35 109ZM67 107H69V108H67ZM82 107H83V109H82ZM253 107H254V109H253ZM88 108L89 109L91 108L90 111L92 110V112L85 111V110H88ZM109 108H110V110H112L111 112H113L112 114H113V117L115 116L114 119L117 120L116 122H115V120L113 119L112 116L110 118L109 115H111V112L108 110ZM127 108L130 109V110H128ZM6 109H7V107H6ZM73 109H74V111L75 110L76 111H80L81 114H78L80 112H77V115H76V111L74 113ZM116 109H115V111H116ZM124 109L127 110V111H125ZM132 109H135V111L132 110ZM137 109H139V110H137ZM43 110L46 111V114H44L45 112H43ZM102 111L105 114H103V113L101 114ZM196 111H197V113H196ZM245 111H246V108H245ZM133 112H138V114L134 113V115H132ZM163 112H165V113L163 114ZM22 113H24V114H22ZM88 113L89 114L91 113V114L88 115ZM82 114H84V115H82ZM203 114L204 113L202 112V115ZM106 115H108V116H106ZM84 116H86L87 118L84 117ZM64 117L66 119H64ZM253 117L255 119H253ZM261 117L263 118V120L261 119ZM117 118H120V119H117ZM122 118L125 119V120H121ZM188 118H190L189 120H191V121H189ZM19 119H20V121H19ZM42 120H44V121H42ZM261 120H262L263 123L261 122ZM135 121L138 124L136 123V125L134 126ZM71 123H72V125H71ZM104 123L105 124L106 123L107 124L108 123L109 124L113 123L112 125L113 126L115 125V127L116 126L117 127H121V128L123 127L122 129L118 128L119 131L116 129V131L119 132V133H117V135L120 137V142H123V144L122 143L121 144L124 145L122 147L123 150H124V152H123V156H124L123 159L125 158L124 160H122V159L119 160L120 157H116L117 155H113V153H111V152L108 153L106 151L107 149H105L104 144H102L103 142H102V136H100V134H101L100 133V129L102 128V126L104 127V125H105ZM257 123H258V125H257ZM105 126H107V125H105ZM236 126H237V128H236ZM72 127H74V128H72ZM231 127H232L233 130L230 129ZM39 129H40V131H39ZM73 129H74V131H72ZM14 130H15L16 133L14 132ZM228 130H229L230 133L228 132ZM231 130H232L233 133L231 132ZM17 131H18V133H17ZM73 132L74 133L77 132V133H75V135H74ZM81 133H82V135H81ZM200 134H201L202 138L200 137ZM200 134L198 133L199 136L194 134L195 138L193 136V137L190 138V141L188 139V143H191L192 140H193L194 142L195 141H199L198 144L199 143L202 144L201 142H203L205 139H207L209 137V136L207 137V135L206 136L203 135L201 132H200ZM65 136H67V137H65ZM75 136H78L80 139L78 137H75ZM198 137H200V138H198ZM74 138L77 139L78 141L80 140L79 142H81V143L78 142V144H76L77 140H75ZM236 140H233V141L235 142ZM32 141L35 143L36 147L38 146V148H32V150L30 149L31 151L29 152V151H27V148H28L29 144H32L31 143ZM238 141H237V143H238ZM12 143H14V144H12ZM240 143H238L237 145H240ZM257 143H254V144H257ZM74 144H76V145H74ZM82 144H84V145H82ZM85 144L88 145V146H85ZM198 144H196V145H198ZM235 144H236V142H235ZM46 145H47V147H46ZM25 146H27V147L24 148ZM240 146L237 147L235 145V146H233L235 148L232 147L233 150L232 149H227L225 151V149H224L223 151H220L221 152V153L219 152L220 153V157H221V155H222V158L226 157V159H224V160H228L229 162H230V160L232 162L235 161V160L238 161L237 162V164H239L238 167L240 166L241 160L244 159V158H259V159L264 160V155H262V157L261 156L260 157L259 156L258 157L257 156L254 157V156L249 155L248 153H250V151L246 147V144L245 145L242 144ZM170 147H169V149H170ZM38 149H40V150H38ZM244 149H245V151H244ZM35 150H36V152H35ZM127 150H128V152H127ZM22 151H24V154H26L27 156L26 155L24 156ZM78 151H80L81 153H84L83 151H85V153L81 154ZM104 151H106L108 153V155H107V153H105L106 155L102 154V152H104ZM125 151L127 152V154H126ZM10 152H11V154H10ZM51 152H52V150H51ZM63 153H60L61 156H62ZM79 153H80V156L83 155L82 158L79 157V156H78L79 158H77V156H75V155H78ZM87 153L89 155H87ZM6 154H8L9 156L6 155ZM125 155H127V157ZM172 155H173L174 159L179 161L178 154L175 153L173 150H172ZM43 156H45V157L43 158ZM87 156H89L90 158L88 159ZM27 157L29 158V160H28ZM57 157H60V156L58 155ZM22 158H26V159H22ZM199 158L200 157L196 158V160L194 162L193 161L190 162V164L193 165V168L195 167L194 169L195 170L197 169V171H199L200 169L204 168L203 167L204 165H205V168L207 167L206 164L203 165V163H206L205 162V158H203V156L200 159ZM222 158L220 160H222ZM232 159H234V160H232ZM23 160L28 161V162L24 163ZM128 160H129V162H128ZM217 164L218 163H214L215 168L217 167L216 166ZM47 167L48 166H45V168H47ZM213 168H214V166H213ZM213 168H212V173L215 172L213 174V180H214V177L218 173L219 167H218V169L217 168L213 169ZM239 168H241V167H239ZM261 168H262V166H261ZM154 170H156V171L158 170V171L156 172ZM216 170H217V172H216ZM151 171H153V172H151ZM5 172H7V173H5ZM116 172L118 173V171H116ZM245 172H248L247 173L248 176L245 175L246 174ZM112 173L115 174L114 171ZM112 173H110V175H112ZM159 173H160L161 176L159 175ZM5 174H6V176H5ZM112 176H114V175H112ZM133 176L136 177V178H133ZM94 177H95V180H94ZM131 177L133 179H131ZM38 178H41V177L38 176ZM132 180H137V181H135L136 183H134V181L133 182H129V181H132ZM103 181H104V183H103ZM137 182H139V183L137 184ZM214 182H216V181H214ZM99 183H100V185H99ZM106 185H107V183H106ZM136 185H137V187H136ZM61 189L62 190L64 189V190L62 192H58ZM153 189H154V191H153ZM129 190H126L125 192L126 193H127V191L129 192ZM232 192H233V194H232ZM142 193H144V194H142ZM161 193H164V194H161ZM248 194H253L255 196L256 200L260 201V210L259 211L251 210L248 206H246V208H244V207L241 208L243 206V204H244L245 197ZM159 195H161V196L163 195L165 197L167 195L166 198L167 199L170 198L168 200V202L170 201L169 205H167L169 207L166 206L164 208V207H162L160 205L161 201L159 200V198H160ZM190 196H191V198H190ZM154 200H156V201H154ZM212 200H213V202H212ZM157 203H158V205H157ZM212 204L214 206L213 208L211 207ZM16 205L19 207L18 202L13 197H11V196H1L0 197V237H1L0 238V251H2L3 253H5V251H7L8 252V253L6 252L7 255H9L11 258H13L11 260L12 262L9 261V264H10V262H11V264H13V263L14 264L18 263L19 264L20 259H21L20 258L21 257L20 252L22 250H24V249H21V248H23L25 246L24 242L22 241L21 235L18 236L19 235V230L18 229L20 227V226L18 227V225H19L18 221L20 220V222H21V218L18 217V218H20V219H18L16 217V212L14 211L15 209L18 208ZM192 205H193V207H192ZM209 207H211V208H209ZM218 208H219V210H218ZM168 209H169V211H168ZM210 209H214V211L210 210ZM40 210L41 209H39V208L37 209L36 208L34 211L36 213L38 212L39 214H41L42 210H41V212H40ZM215 210H218L219 212H221L220 213L221 215L218 214V211H215ZM159 211H160L161 214L159 213ZM164 213H165V215H164ZM39 214H38V216H39ZM160 215L162 216V218H161ZM235 215H236V217H235ZM165 216H166V218L168 216H170V217H168L170 223L169 222H168V224L166 223V221H168V220L165 219ZM231 216H233L232 218H235L238 222L235 219L230 220ZM229 217H230V219H228ZM163 218L165 219L164 220L165 222L163 221ZM38 219H40V218L38 217ZM62 219L63 220H61V221L64 224H66V221H67L66 218H64V216H63ZM203 219L205 220L206 223L204 222ZM105 220H106V222H105ZM233 220H235V221H233ZM160 221L163 222V226L160 225V224H162V222H160ZM232 221H233V223H232ZM249 221L252 222L253 224L252 223L250 224ZM126 222H128V223L126 224ZM230 222H231L232 225H230ZM243 222H245V223H243ZM170 224H172V225L170 226ZM173 224H174V226H173ZM233 224H236V225H233ZM161 226H162V228H161ZM166 226H167V228H166ZM235 226H237V227H235ZM171 228H172V230H171ZM174 228L176 230H174ZM216 229H218V230H216ZM236 229H237V231H236ZM149 231H151V232H149ZM192 231H193V233H192L193 235H191ZM147 234H150V235H147ZM145 236H146V238L150 237V239H151L149 241L147 240L148 241V242L146 241L147 243L143 240ZM191 236L193 237V239H192ZM140 238H142V239H140ZM5 239H6V241H5ZM20 241L23 244H21ZM221 244L226 246L225 250H227V251H225V250L223 251L222 250L223 248H222ZM129 245H130V247H129ZM173 246H176L177 248L180 247L178 249L180 250V254L182 256V257L181 256L179 257V260L177 259L175 261L176 263L174 262V260H172L170 258L171 257L170 256V249H172ZM167 252H168V254H167ZM232 258H234V259H232ZM7 260L4 259L6 264L8 262ZM14 260H15V262H14ZM4 261H3V263H4Z\"/></svg>",
  "mask_w": 264,
  "mask_h": 264
},
{
  "label": "built area",
  "instance_id": "3",
  "mask_svg": "<svg viewBox=\"0 0 264 264\" xmlns=\"http://www.w3.org/2000/svg\"><path fill=\"white\" fill-rule=\"evenodd\" d=\"M262 166V168H261ZM240 167L247 171H264V160L259 158H244L240 162ZM248 206L251 210H260V201L256 200L253 194H248L245 197L244 204L241 208Z\"/></svg>",
  "mask_w": 264,
  "mask_h": 264
}]
</instances>
